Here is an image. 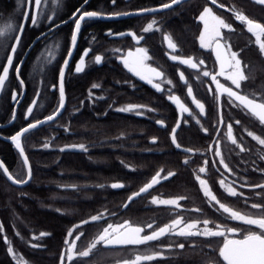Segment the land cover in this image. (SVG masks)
<instances>
[{"label": "trees", "instance_id": "1", "mask_svg": "<svg viewBox=\"0 0 264 264\" xmlns=\"http://www.w3.org/2000/svg\"><path fill=\"white\" fill-rule=\"evenodd\" d=\"M138 1L143 6L150 4L142 2L145 0ZM210 2L184 1L180 6L184 14L175 20L165 17L160 26L168 28L171 24L179 25L183 28L182 37L192 38L189 42L191 45L200 27L196 17ZM68 36L67 29L58 35L57 41H62L61 56L66 49ZM79 37V41L85 40L80 34ZM88 45L94 47L90 42ZM49 51H52V56L55 55L54 61L38 62L40 64L33 72L30 71V59L23 65L20 73L25 85L23 103L2 136L11 137L57 108V75L61 57L56 53V48ZM94 51L104 50L94 47ZM13 83L19 84L14 79H8L4 92ZM93 84L99 87L93 88ZM52 86H55L53 90ZM64 92L66 102L62 113L52 122L30 130L22 137V147L31 168L29 183L23 187L13 186L0 169V264H18L7 251L8 247H12L28 264H57L61 251L65 254V240L69 232L74 239L83 233L75 241V251H83L109 219L141 223L149 213L146 198L153 193L165 197L183 196L182 204L198 205L201 213L208 214L192 175L197 157L175 150L170 144L168 133L176 116L163 95L136 82L109 58L101 66L87 65L80 73L67 71L64 75ZM36 94L38 97L33 111L25 118L27 107ZM127 105H140L142 108L136 112L118 111ZM137 112L141 115H137ZM11 117L10 111L0 113V123H7ZM157 120L164 121V128L157 125ZM185 120L191 122L190 118L183 117L176 132L177 140L194 136L192 131L187 133ZM68 145H83L84 148L65 149ZM182 157H188L189 163L184 164ZM0 159L13 177L25 178L26 170L18 153L10 142L2 139ZM158 170H174L175 175L155 184L146 194L123 207L127 198L147 184ZM114 183L124 186L114 189L111 187ZM102 213L107 216L91 221L92 216ZM85 220L89 223L82 224ZM41 232L48 235L40 237ZM202 241L204 239H200ZM33 244L37 247H32ZM147 245L149 243L120 248L98 245L92 249L89 257H74L71 264H117L130 251H143ZM175 249L179 250L177 247ZM190 259H195L192 264H224L217 249L211 252L204 244L200 245L199 251L190 255ZM64 264L69 262L65 259Z\"/></svg>", "mask_w": 264, "mask_h": 264}, {"label": "flooded vegetation", "instance_id": "2", "mask_svg": "<svg viewBox=\"0 0 264 264\" xmlns=\"http://www.w3.org/2000/svg\"><path fill=\"white\" fill-rule=\"evenodd\" d=\"M249 1L248 3H237L231 0H216V4H213L211 0L209 5L201 9L196 17V22L200 24V27L195 37H193V43L190 45L189 42H191L192 38H183L181 35L183 28L179 25L175 26V24H171L168 28L160 26V23L165 17L175 20V18L181 17L184 14L183 8L180 7L183 5L184 1L168 10L153 14L128 17L121 15L142 9L159 7L163 4L170 3L171 0L142 1L143 3L150 2L147 6L139 4L141 1L138 0H115V3H113V0H76V4L73 8V0H48L47 5L42 8L37 17V23L32 25L31 19L35 13H30L25 4L21 3L18 5L17 0H0V28H5L6 25L11 24L13 29L5 31L10 32L6 40L0 39V69H2V66H4L7 61L9 51L22 23H24V26L19 45L16 46V53L13 58V69L21 63L33 40L51 29L48 34L42 36L34 44L22 63L23 67V65L27 64L28 59H30V71L33 72L40 64L38 62L46 60L48 62L54 61L55 55L52 56V51H49L51 48H56V53L61 57L60 66L68 54L70 38L74 28V17L57 27H55V25L67 20L74 14L75 18H78L83 11H96L101 15H120V17L112 20L86 18L85 21H82L79 34L80 36H84L85 40L82 42L79 40L77 41L73 55L67 65L66 72L71 70L75 73V63L84 53H86L84 69L89 64L101 66L108 58L111 59V61H115L123 68L122 62L118 61L119 58L124 57L129 51L135 52L137 48L146 49L150 57V59L146 61V64L164 73L161 78L153 79L154 82L161 84L162 92H156L151 87L131 77L154 93L163 95L165 101L170 104L172 110L175 112L176 121L179 116L178 110L167 100V96H178L181 103L185 104L190 111L198 114V109H195V106L191 102V98L187 96V87L191 86L193 88V94L205 104V115H197L196 118L200 120L201 125L209 129V132H203L201 126L195 122L193 117L186 113H182L181 121L183 117L190 118L191 120V122L185 123L188 128L187 133H191L192 131L194 136L181 137L177 142L181 144V149L190 148L192 151L185 152L181 149H177L171 143L170 134L176 121L168 133L170 144L173 149L186 154H195V158L197 157L195 161L197 163L192 172L194 179L199 175L201 179L207 180L213 194L217 196L221 203H224L241 215L259 218L261 215H264V213L257 209H253L251 205L253 203L264 204V188L256 187V185L264 184V158H262L264 157V146L259 145L257 141L249 137L247 131H252L254 135L264 139V125H261L257 118L247 114L244 110L229 104L228 97L226 94L222 93V90L216 92L217 84H219L224 87H231L234 91H240L242 94H247L250 98L253 94H255L257 98L264 96V51L260 49L255 36L247 31V25L236 19V13H242L249 19L264 24V5L251 0ZM206 7L211 8L214 16L228 23L231 26V30L221 28V34L219 36L205 34L204 46H201L200 35L204 31V23L199 19V16ZM214 8L216 10H214ZM207 19L210 26L215 23L211 17ZM152 20H156L157 23L153 25L151 30L144 32V28L147 27ZM65 29H67L69 33L68 43L61 56L62 41H57V38ZM128 32H131L133 35L124 34L116 38L109 37L112 34ZM149 34L153 35L149 36ZM166 36L177 45L175 50L168 47V41L165 39ZM103 38L110 42L104 41ZM260 39L261 42H264V35H262ZM88 42L93 44L97 50L100 48L104 51H94V47L88 45ZM217 45H219V47H217ZM218 53L220 59H217ZM233 53H236L237 59L241 61L240 68L247 77V79L242 82V88L240 90H237L235 86L231 84V81L225 78L234 71L233 68L228 66L229 64H234L232 60ZM96 55L102 57L100 64L95 63ZM173 55L181 59L191 58L193 62L198 64V67L192 69L188 65L181 64L179 60L173 61L171 60V56ZM200 60H203L204 63L199 64ZM221 61L225 62L223 69L224 75H221ZM21 70L22 68L20 69V73ZM204 71L210 73L209 77H203L202 73ZM181 72L184 73L185 82L180 80ZM213 75L216 76V81H212L211 77ZM18 77H20V75H16L14 71L10 72L9 79H14L18 82ZM168 80H171L172 83L168 84ZM209 88L220 97L219 106L220 113L223 116V124L219 123L217 102L213 99V94L208 91ZM3 89L0 91V113H7L10 111L12 115L15 110V114H17L23 103L24 95L21 97V87L19 84L13 83V85H10L8 91L4 92ZM51 89L53 90L54 87L52 86ZM7 92L9 93L7 94ZM6 94L9 95L8 98ZM237 120L240 121V124L235 123ZM181 121L179 125H181ZM227 123L233 124V135L237 139L238 144L245 148L244 152H240L239 148L232 145L231 142L225 138ZM0 124H4V122ZM157 125L160 128H164L165 126L164 123ZM212 125H217L219 128V136L216 135ZM4 129L5 127H0V135L3 134ZM217 140L220 141L219 146L225 162L228 163L229 167L232 169L231 173L226 171L219 163L220 158L213 155L217 146L215 141ZM154 141L155 139L152 140V142ZM185 159H188V157H182L181 160L184 161ZM205 160L209 162L208 165L204 164ZM213 161H215V165H213ZM201 166L206 167L205 173L198 172V168ZM217 169H219V171H217ZM170 172L175 173L174 170L166 172L158 170L151 179L154 176L157 177V173H159V177L157 178L160 182L166 181L167 179H164V177L168 176ZM221 179L225 181V187H221L219 183ZM195 181L198 190L204 198L208 214L201 213L198 205L182 204L184 199L179 200V206L176 207L172 205H153L151 203L153 197H165L158 193H153L146 198L145 205L149 208L147 216L141 223L130 225H138L144 228V231L141 233L144 235L153 232L159 227L171 224L175 219L197 223L208 220L210 222L207 225L208 228L214 231L223 230L225 231V235L223 237H181L179 235L166 234L157 241L148 242L149 245L145 248V250H147L145 253H148V255L161 254L163 258H157L152 261H140L139 264H184L185 262L192 264L195 262V259H190V255L199 251L201 244H204L205 248L211 250V252L217 249L219 256V249L223 246L225 240H239L243 239L249 232L259 233L261 231L256 226H250L241 221L232 220L230 214L223 213L222 209L218 211L219 205L215 202H211L210 204L209 198L204 197L199 182L196 179ZM227 186L234 187L237 192L242 193V195L236 197L228 195L225 191ZM173 197L179 198L183 196H170V198ZM123 223L128 222L124 221ZM149 224L152 225L151 228L147 227ZM181 228L174 231L178 232ZM228 229H236V231L230 232ZM200 239H204V241L200 242ZM180 243L184 244L183 249L178 247ZM176 247L179 250H176ZM221 261L223 262L222 259ZM117 264H125V262ZM209 264L213 263L210 262Z\"/></svg>", "mask_w": 264, "mask_h": 264}, {"label": "snow or ice", "instance_id": "3", "mask_svg": "<svg viewBox=\"0 0 264 264\" xmlns=\"http://www.w3.org/2000/svg\"><path fill=\"white\" fill-rule=\"evenodd\" d=\"M181 0H171L170 3L163 4L162 8H171L172 5L180 3ZM258 4L264 5V0H256ZM18 5L21 3L25 4L29 10V12H34L35 14L32 16L31 24L35 25L37 23V17L39 16L42 8L47 5L48 0H17ZM113 3H115V0H113ZM213 4H216V0H212ZM141 11H152L150 9H142ZM127 14V13H125ZM101 14L96 11H83L82 14L79 15L78 18H75L74 14V32L71 36V43L73 46H75L77 42V35L76 33L80 32L82 24V21H85L86 18L92 19L100 16ZM208 17H211V19L215 22L213 25H209ZM199 19L204 23V31L200 35V41L201 46H204V40H205V34H210V36H219L220 29H230L231 26L226 23L224 20L220 19L217 16H214L212 14L211 8H205L203 13L200 15ZM236 19L244 24L247 25V31L249 33H252L257 43L259 44V47L262 51H264V42H261V36L264 35V24H261L259 22H256L252 19H249L247 16H245L242 13H236ZM27 22V20H26ZM157 22L156 20H152L151 23L147 25V27L144 28V32H148L153 28V25H155ZM6 30H13L12 25L8 24L5 28H0V35H2ZM22 34V29L20 30ZM165 39L168 41V47L175 50L177 45L172 42V40L169 37H165ZM20 42V36H16L15 43L16 45H19ZM219 47V45H217ZM11 55L7 57V62L4 66H2V69H0V90L3 89L5 82L9 79L10 72L14 71L16 75H20V69L22 68V62L13 69V58L14 54L16 53V46H13L11 49ZM71 53L69 52V56ZM150 59L146 49L144 48H137L135 52L129 51L127 54V57L123 59L124 67L128 69L129 72L133 73L135 76L139 77L141 80L146 81L149 85H151L156 91H162L161 84L160 83H154L153 79H159L161 78L164 73L161 71H158L154 67H150L148 64H146V61ZM217 59H220L219 53L217 54ZM102 60V57L100 55L95 56V63L100 64ZM171 60L177 61L183 65H188L192 69H196L198 67V64L193 62L191 58L189 59H181L180 57L173 55L171 56ZM232 60L234 61V64H229L228 66L233 68L234 71L227 75L225 78L227 80L231 81V84L235 86L237 90H240L242 88V82L247 79V77L244 75L243 71L240 68L241 61L237 59L236 53L232 54ZM65 65H67L68 61L65 60ZM204 61L200 60L199 64H203ZM225 62L221 61V75H224L223 69H224ZM85 61L82 58L78 65L75 68V71L77 73H80L84 70ZM203 77H209L210 73L208 71H204L202 73ZM63 78H64V70L61 68L59 72V99H60V107H63L64 104V86H63ZM212 81H216V76L213 75L211 77ZM180 80L184 81L185 76L184 73H180ZM20 83L23 84V79L21 77ZM168 84H171L172 81L168 80ZM55 87V86H53ZM93 88H98L99 85L93 84ZM222 90V93L226 94L228 97V102L233 107L240 108L244 110L247 114L255 117L258 119L261 125H264V96H261L257 98L255 94L252 95L250 98L247 94H242L240 91H234L231 87H224L222 85L217 84L216 92H220ZM210 93L213 94V99L217 102V110H218V116H219V123L223 124V116L220 113V106H219V100L220 97L216 94V92H213L211 88L208 89ZM187 96L191 98L192 104L195 106V109H198V114L190 111L188 107L185 106V104L181 103L180 98L176 95H169L167 99L171 102H173L179 109L181 113H187L189 116L193 117L195 119V122L201 126V130L205 133L209 132V129L207 127H204L201 125V122L197 117L203 116L206 113L205 104L201 102V100L197 99V97L193 94V88L191 86L187 87ZM35 103V101H34ZM142 107L140 105H129L124 108L118 109L120 112H132L134 109ZM33 111L32 107H29L27 109L28 113H31ZM137 115H141V113L137 112ZM53 116H48L47 120L52 121ZM40 123V122H37ZM37 123H31L27 127H24L22 130L16 132L15 134L11 135L10 140L12 144L14 145L15 149L19 150V154L24 157V164H28L27 157L24 156V148L22 147V141L21 138L24 136L25 133H28L30 129H35L37 127ZM157 124H163V120H157ZM184 123H188L187 120L184 121ZM236 124H240V121H235ZM180 127L179 123L175 127L172 128V135H171V143L177 148L181 149V144L177 142V136L176 132L177 129ZM213 129L216 132V135H220V130L217 127V125H212ZM247 131V130H246ZM247 135L249 137H252L253 140L257 141L259 145L264 146V139H262L260 136L254 135L252 131H247ZM225 138L231 142L232 145L239 148L240 152H244L245 148L238 144L237 139L233 135V124L227 123L226 124V134ZM216 148L213 153L215 157H219V163L223 166V168L228 171L232 172V169L229 167L228 163L225 162L224 157L222 156V152L220 149V141H215ZM47 147V145H45ZM76 147V146H73ZM80 148H84L83 145H79ZM63 150V149H61ZM185 152H191L192 149L185 148L183 149ZM264 158V157H262ZM184 164H188L189 160L185 159L183 161ZM208 161L205 160L204 164L208 165ZM213 165H215V161H213ZM0 169H3L4 173H8L7 167L3 164L2 161H0ZM219 171V169H217ZM199 173H205L206 167L201 166L198 168ZM175 175V173H168V176H165L164 179H168L170 176ZM30 176V171H29ZM157 177H159V173H157ZM154 177L152 181L146 186L140 188L138 192L134 194V196L138 197L141 195V193L147 192L149 189H151L155 184H158L160 180ZM7 178L10 181H13L16 184H22L27 183L26 180L21 179H13L11 175H8ZM195 179L199 182L200 188L203 190L204 197L209 198V203L215 202L219 205V210H223V213L230 214V218L232 220L241 221L246 225L250 226H256L261 231L259 233L257 232H249L248 235H246L243 239L239 240H232L227 239L224 241L223 246L219 249V257L222 258L224 264H264V215H261L259 218H253L246 215H241L237 211H233L230 207L226 206L224 203H221L217 196L213 194L212 190L210 189L208 185V181L205 179H201L199 175L195 177ZM221 187H225V181L221 179L219 181ZM124 185L119 183H114L111 185L112 188H121ZM256 187L264 188V184L256 185ZM225 191L228 195L232 197H236L238 195H242V193H238L237 190L232 186H227L225 188ZM132 198L130 197V200ZM185 199L184 197L174 198V199H157L153 198L151 203L153 205H175L179 206V200ZM253 209H257L260 212L264 213V204L261 203H253L251 205ZM101 217L100 216H92L90 219L91 221H97ZM89 223L88 220L82 221V224ZM182 223L181 219H175L172 221L171 224L165 225L163 227H160L157 231L151 232L149 235H141V233L144 231V228L142 227H128V230L126 232H120L119 228L121 226L114 227L113 225L109 224L107 227L103 229V232L98 236V238L92 243L91 247L88 250L84 251H74L75 250V241H78L80 239V236L83 235V233H80V235H77L74 240L69 241L65 240V244L69 245V252L65 253L61 257V264H64L65 259L71 264V262L75 258H87L90 256V253L92 249H95L98 245L102 246H110V245H142L146 244L150 241H157L161 237H164L166 234H174L179 235L181 237H196V236H204V237H223L225 235V231L223 230H212L207 227V225L210 223L208 220H203V225H205L203 230H196L197 229V223H187L184 228H181L178 232H175L174 229L178 225ZM77 227H80L78 225ZM148 228H151L152 225L149 224L147 226ZM111 230V232H110ZM230 232H235L236 229H228ZM40 237L48 235L47 233L41 232ZM68 236L71 237L72 233L69 232ZM33 239H37V237H33ZM32 247H37V245L33 244ZM179 248L183 249L184 244L180 243L178 245ZM7 251L9 253H13L14 249L12 247H8ZM157 258H163L161 254H154V255H137L135 257L134 261L131 262H125V264H139L140 261H152Z\"/></svg>", "mask_w": 264, "mask_h": 264}, {"label": "water", "instance_id": "4", "mask_svg": "<svg viewBox=\"0 0 264 264\" xmlns=\"http://www.w3.org/2000/svg\"><path fill=\"white\" fill-rule=\"evenodd\" d=\"M182 1H185V0H181V2H182ZM251 1L256 2V0H251ZM256 3H257V2H256ZM178 4H179V3H178ZM175 5H177V4H175ZM175 5H172V7H174ZM172 7H171V8H172ZM148 9H150V10H152V11H141V10H138V11L130 12V13H127V14H124V15H121V16H128V17H132V16H141V15L153 14V13L160 12V11H163V10H168V9H170V8H162L161 6H159V7L148 8ZM73 17H74V15L71 16L70 18H68L67 20H65V21H63V22H61V23L55 25V27H57V26H59V25H61V24H63V23L68 22V21L71 20ZM118 17H120V15H116V16H112V15H100V16H98V17H96V18H97V19H101V20H112V19H115V18H118ZM81 23H82V22H81ZM23 26H24V23L21 24V26H20V28H19V31H18V33H17L16 36H18V35L21 36V31H20V30L22 29V31H23ZM55 27H53V28H55ZM50 31H51V29L48 30L47 32L42 33L41 35H39L38 37H36V38L33 40V42H32V43L30 44V46L28 47V49H27V51H26V53H25V55H24V58H23L22 61H21L22 63H23V61L25 60V58H26L28 52H29V51L31 50V48L34 46V44H35V43H36V42H37L42 36L48 34ZM73 32H74V28H73V30H72V34H73ZM108 32H109V31H108ZM124 34L133 35L131 32H128V33L112 34V35H110L109 37H110V38H116V37L123 36ZM76 35H77V41H78V38H79V32L76 33ZM71 36H72V35H71ZM76 44H77V42H76ZM76 44H75V46H73L72 43H71V38H70V48H69L68 54H67V56L65 57V59H64V61H63V63H62V65H61V67H60V69H59V72H60L61 68H63V70H64V75H65V72H66L67 65H68V63L70 62V59H71V57H72V55H73V52H74V50H75ZM13 46H17L16 43H15V40H14L12 46H11V49H12ZM11 49H10V51H9V55L12 54V53H11ZM69 52L71 53L70 56H69ZM127 54H128V52L126 53V55H125L124 57H121V58L118 59V61H121V62H122L123 69H124V70H125L130 76H132L134 79H136L137 81H139V82L143 83L144 85L149 86V87H151L153 90H155V89H154L151 85H149L146 81L141 80L139 77H137V76H135L133 73L129 72L128 69H127L126 67H124L123 59L127 57ZM9 55H8V56H9ZM85 55H86V53H84V54H83V55L77 60V62L75 63V68H76V66L78 65L79 61H80L82 58H83L84 61H85ZM65 60L68 61L67 65H65V63H64ZM6 62H7V61H6ZM5 64H6V63H5ZM5 64H4V65H5ZM150 67H151V66H150ZM75 68H74V72L77 73V72L75 71ZM0 74H2V72H0ZM181 81H182V80H181ZM18 82H19L20 87H21V97H22V96L24 95V93H25V85H24V83H23V84L20 83V77H18ZM153 82H154V81H153ZM182 82H185V80L182 81ZM154 83H156V82H154ZM63 86H64V78H63ZM57 89H58V93H59V73H58ZM161 89H162V86H161ZM0 91H1V90H0ZM155 91H156V90H155ZM156 92H158V91H156ZM159 92H162V91H159ZM37 97H38V94H36V96L33 98V100L31 101V103H30L29 106L27 107V109H28L29 107L34 108V106H35V104H36V101H37ZM167 97H168V96H167ZM167 97H166V98H167ZM167 100H168V99H167ZM34 101H35V103H34ZM168 101H169V100H168ZM65 102H66V97H65V92H64V104H63V107H62V108L60 107V99H59V104H58L57 108L55 109L54 112H52V113L50 114L51 116L54 117L53 120H55V119H56V118L62 113V111H63V109H64V107H65ZM169 102H170L173 106H175V107L177 108L178 113H179L178 119H177V121H176V123H175V125H174V127H175V126L177 125V123L180 124V121H181V114H182V113L180 112V109H179V108H178L173 102H171V101H169ZM29 114H30V113H28L27 110H26L25 118H27V117L29 116ZM186 114H187V113H186ZM15 115H16V114H15V110H14L13 113H12V117H11V119H10L7 123L0 124V127H6V126L12 124L13 121L15 120ZM50 115H48V116H50ZM48 116L43 117L42 119H39V120L34 121V122H31V123H37V122H40V123H37V127H36V128H38V127H40V126H43L44 124H47V123H50V122L53 121V120H52V121H48V120H47V117H48ZM31 123H29V124H31ZM29 124H28V125H29ZM28 125H26L25 127H27ZM23 128H24V127H23ZM23 128H22V129H23ZM22 129H20V130H22ZM20 130H19V131H20ZM30 130H33V129H30ZM25 134H26V133H25ZM171 135H172V131H171L170 136H171ZM0 139H2V140H4V141H7V142H10V143L12 144V142H11V140H10V137H5V136L0 135ZM21 141H22V138H21ZM12 145H13V144H12ZM13 147H14V145H13ZM14 149H15V147H14ZM15 150H16V152L18 153L20 159L22 160V162H23V164H24V157L21 156V155L19 154V150H17V149H15ZM181 150H183V149H181ZM24 156H26V155H25V152H24ZM27 160H28V159H27ZM0 161H2V160L0 159ZM3 164H4V163H3ZM4 165H5V164H4ZM24 167H25V170H26V175H25V178H24L23 180H26L27 183H22V184H16V183H14L13 181H10V180L7 178L8 175H11V173L9 172V170H8V173H7V174L4 173L3 169H1V171H2V173L4 174L6 180H7L11 185L16 186V187H23V186L27 185V184L29 183L30 179H31V168H30L29 161H28V164H27V165L24 164ZM29 171H30V176H29ZM11 176H12V175H11ZM12 177H13V176H12ZM154 177H156V176H154ZM154 177H153V178H154ZM153 178H152V179H153ZM13 179L15 180L16 178L13 177ZM152 179H151L148 183H150V182L152 181ZM148 183H147V184H148ZM119 184H121V183H119ZM144 186H146V184L143 185L142 187H144ZM142 187H141V188H142ZM139 190H140V189H138L136 192H138ZM136 192L132 193V194L127 198V200L125 201L123 207H125V206H126L131 200L136 199V198L139 197V196H138V197L134 196V194H135ZM145 193H146V192L141 193V195H143V194H145ZM130 197L132 198L131 200H130ZM129 226H131V227H141V226H138V225H130V224L123 223V224L121 225L119 231H120V232H126V231L128 230V227H129ZM162 227H163V226H162ZM159 228H160V227H159ZM159 228H158V229H159ZM158 229H156V230H154V231H157ZM149 234H151V233L144 234V235H149ZM141 235H142V234H141ZM101 246H102V245H101ZM124 246H129V245H110V246H102V247H104V248H120V247H124ZM63 255H64V251H61L60 256H59V259H58V263H57V264H61V257H62ZM221 259H222V258H221Z\"/></svg>", "mask_w": 264, "mask_h": 264}, {"label": "rangeland", "instance_id": "5", "mask_svg": "<svg viewBox=\"0 0 264 264\" xmlns=\"http://www.w3.org/2000/svg\"><path fill=\"white\" fill-rule=\"evenodd\" d=\"M204 11V10H203ZM203 11H202V13H203ZM201 13V14H202ZM200 14V15H201ZM200 17V16H199ZM127 106H129V105H127ZM127 106H124V107H127ZM124 107H121V108H124ZM140 108H142V107H139V108H136V109H134L133 110V112H136V111H138ZM73 146H76V147H73ZM65 149H75V150H81V149H83V148H80L79 147V145H68V146H66V147H64ZM153 198H157V199H174L175 197H173V198H170V197H168V198H166V197H153ZM152 198V199H153ZM151 199V200H152ZM172 206H174V207H176L175 205H172ZM95 216H100L101 218L100 219H102V218H105L107 215L106 214H100V215H95ZM128 222V223H126V224H133V223H131L129 220H127V219H124V220H112V219H109V220H107V222L103 225V227L95 234V236L93 237V239H92V241L90 242V244L88 245V247L86 248V249H84V250H88L90 247H91V245H92V243L98 238V236L103 232V229L105 228V227H107L109 224H111V225H113L114 227H116V226H121L122 224H123V222ZM187 223H193V222H187V221H182V223L180 224V225H178L177 227H176V229H174V230H177V229H179V228H181V227H185V225L187 224ZM197 223V222H196ZM204 227H205V225H203L202 223H197V230H203L204 229ZM208 227V226H207ZM120 229V228H119ZM110 232H111V230H110ZM67 240H69V241H72V240H74V237L73 236H71V237H68L67 238ZM83 250V251H84ZM75 251V250H74ZM135 251V252H134ZM134 251H130L129 253H128V255L126 256V257H124L119 263H123V262H129L130 260L131 261H134L135 260V257L137 256V255H148V253H145L147 250H141V251H136V250H134ZM69 252V245L68 244H66V251H65V253H68ZM16 261H17V263L18 264H28V262L26 261V260H24L19 254H17V253H15L14 251H13V253H9ZM150 255H152V254H150ZM75 257V256H74ZM130 261V262H131Z\"/></svg>", "mask_w": 264, "mask_h": 264}, {"label": "clouds", "instance_id": "6", "mask_svg": "<svg viewBox=\"0 0 264 264\" xmlns=\"http://www.w3.org/2000/svg\"><path fill=\"white\" fill-rule=\"evenodd\" d=\"M10 32H4L2 35H0V39L6 40L9 36Z\"/></svg>", "mask_w": 264, "mask_h": 264}]
</instances>
